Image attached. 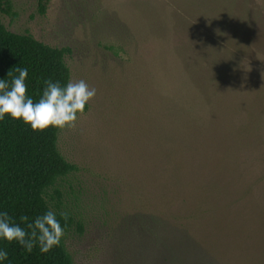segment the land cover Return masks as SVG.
I'll use <instances>...</instances> for the list:
<instances>
[{"label": "rangeland", "instance_id": "1", "mask_svg": "<svg viewBox=\"0 0 264 264\" xmlns=\"http://www.w3.org/2000/svg\"><path fill=\"white\" fill-rule=\"evenodd\" d=\"M179 1L52 0L39 15L37 0H12L14 16L0 15L12 33L68 47L69 79L96 89L57 134L76 166L56 185L82 223L64 235L73 264H209L194 247V218L181 233L167 216L188 214L163 201L179 180L190 199L220 205L221 230L235 226L247 242L240 254L264 263V55L204 93L179 53L190 40Z\"/></svg>", "mask_w": 264, "mask_h": 264}, {"label": "trees", "instance_id": "2", "mask_svg": "<svg viewBox=\"0 0 264 264\" xmlns=\"http://www.w3.org/2000/svg\"><path fill=\"white\" fill-rule=\"evenodd\" d=\"M51 1L37 0V13L44 15ZM261 1L263 5L256 0H193L191 9L186 0L179 1L184 16L181 18L190 28L188 46L180 47L179 53L192 80L204 89V93L209 88L227 87L242 75L246 64L254 63L256 52L264 55V0ZM0 15L14 16L12 0H0ZM185 51L190 55L189 60L184 59ZM69 54L68 47H50L29 34L12 33L0 20V78L10 81L17 75L16 68H27V93L34 100L38 99L45 79L59 81L61 85L69 80L65 64ZM86 110L87 104L84 112ZM59 129L49 126L32 130L7 115L0 120V210L7 211L17 223L22 215L30 221L49 209L57 213V219H60L59 213L67 212V234L73 228L80 232L82 223L58 200L57 183L76 171V166L68 163L57 150ZM179 184H183V188L179 185L177 190L163 193V201L168 204L182 201L188 214L167 213V216L174 224L178 223L181 233L188 232V218H194V247L207 256L209 264L261 263L260 259L250 257V253L242 250L248 256L240 254V245L246 249L244 243L247 242L237 239L235 226L221 230L220 205V208L218 205L209 207L197 199H190V193L184 190L187 180H179ZM49 191L54 193L56 201ZM244 195L242 192L237 197ZM238 199L233 198L232 203ZM191 201L196 209L189 208ZM61 223L65 222L61 220ZM0 246L6 247L10 264H73L64 245V236L60 244L47 253H41L36 246L27 253L15 241L0 242Z\"/></svg>", "mask_w": 264, "mask_h": 264}, {"label": "clouds", "instance_id": "3", "mask_svg": "<svg viewBox=\"0 0 264 264\" xmlns=\"http://www.w3.org/2000/svg\"><path fill=\"white\" fill-rule=\"evenodd\" d=\"M17 75L10 81L0 78V120L7 115L20 120L32 130L73 127L78 114H83L86 103L96 94L95 87L83 79H69L63 85L59 81L45 79L38 99L27 93L25 80L28 69H15ZM9 73L6 74L8 76ZM46 210L29 221L20 216L17 223L5 210H0V242L10 244L15 241L25 252L30 253L34 246L41 253L60 244L65 235L68 213ZM61 220L65 223L62 225ZM24 224V227H21ZM27 229V231H26ZM0 264H10L9 254L0 246Z\"/></svg>", "mask_w": 264, "mask_h": 264}]
</instances>
